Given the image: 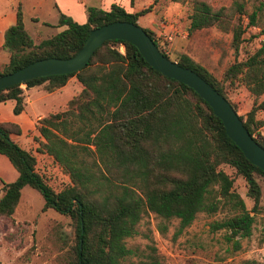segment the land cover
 <instances>
[{
  "label": "trees",
  "instance_id": "1",
  "mask_svg": "<svg viewBox=\"0 0 264 264\" xmlns=\"http://www.w3.org/2000/svg\"><path fill=\"white\" fill-rule=\"evenodd\" d=\"M190 1L188 34L207 27L229 31L237 50L246 28H259V45L232 62L221 79L186 53L174 61L191 68L226 99V84H242L254 100L246 117L239 114V118L264 148V135L259 131L264 119L257 118V113H264V98L258 100L264 94V0H231L218 7L207 0ZM151 9V4L137 12L116 3L108 10L88 6L84 23L58 9L56 26L64 28L34 43L18 4L15 22L4 32L2 48L9 58L0 75L38 59L71 57L91 29L113 21L137 24L139 16ZM143 29L169 57L154 31ZM71 77L81 85L79 92L64 110L50 112L35 124L36 152L50 156L70 182L54 191L36 171V157L11 137L21 133L20 126L0 122V154L17 172L14 180L3 182L0 218L11 219L24 186L38 190L44 197L43 210L54 209L74 224L75 243L64 264H164L154 245L141 250L127 242L149 213L161 220L158 230L163 233L164 222L171 219L178 220L181 231L197 213L212 214L227 206L234 214L215 227L228 230V240L250 235L251 211L261 196L257 177H264V171L243 155L221 120L192 88L153 69L133 44L115 39L97 47L78 71L41 76L23 84L26 89L43 86L52 92ZM25 88L16 84L1 89L0 102L14 100L13 113H21L26 105ZM224 165L244 177L247 195L254 201L252 210L233 190V178ZM233 243L239 246L237 240Z\"/></svg>",
  "mask_w": 264,
  "mask_h": 264
},
{
  "label": "rangeland",
  "instance_id": "2",
  "mask_svg": "<svg viewBox=\"0 0 264 264\" xmlns=\"http://www.w3.org/2000/svg\"><path fill=\"white\" fill-rule=\"evenodd\" d=\"M76 1V0H75ZM127 7L131 1L120 0ZM213 7L229 5L231 0H207ZM20 5L23 22L27 33L34 43L47 38L64 27L56 26L59 11L71 16L78 23L86 21V7L95 6L102 9L109 7L110 0H0V13L12 12ZM152 5L153 12L146 13L137 20L142 28H148L151 21L160 48L172 60L186 53L203 65L216 78L221 79L224 70L235 60L244 58L260 43L262 35L259 28L247 27L237 50L232 44V34L216 27H207L187 33L188 16L191 12V1L173 0H136L135 8L141 9ZM57 6V7H56ZM62 10H61V8ZM59 11H58V9ZM71 10L67 13L66 10ZM246 23V18H242ZM46 23V24H45ZM149 29V28H148ZM123 51V46H120ZM4 64H0V70ZM61 92L54 93L33 106H27L31 115H46L65 109V102L81 89L73 77ZM22 87H25L23 84ZM43 91V86H38ZM80 88V89H79ZM227 99L236 108L237 113L246 117L254 97L240 83L225 85ZM29 97V96H28ZM264 94L258 98L261 100ZM64 106V107H63ZM257 118L264 119V113H257ZM264 135V125L259 129ZM38 132L30 128L20 144L36 157V171L54 190L59 191L70 182L65 173L50 156L36 152ZM18 143V142H17ZM233 178V190L243 199L248 210H252L254 201L247 195L248 187L244 177L237 174L231 166H222ZM16 170L8 159L0 154V195L3 182L15 179ZM261 187V196L255 211H251L254 222L249 236H235L239 246L228 240L229 231L216 228L217 222L231 217L234 210L227 206L215 213L199 212L194 220L181 231H178V220L164 222L166 230L161 233L158 223L161 221L153 213L144 215L138 224V232L128 239V245L141 250L147 245H154L164 264H264V177H257ZM44 197L31 186L21 190L19 202L10 218H0V264H64V257L75 243V227L69 216L54 209L43 210Z\"/></svg>",
  "mask_w": 264,
  "mask_h": 264
},
{
  "label": "water",
  "instance_id": "3",
  "mask_svg": "<svg viewBox=\"0 0 264 264\" xmlns=\"http://www.w3.org/2000/svg\"><path fill=\"white\" fill-rule=\"evenodd\" d=\"M113 39L133 44L153 69L192 88L221 120L227 136L243 155L264 171V148L244 126L233 104L191 68L165 56L142 27L129 21H113L91 29L80 49L71 57L38 59L0 75V90L41 76L78 71L87 65L97 47Z\"/></svg>",
  "mask_w": 264,
  "mask_h": 264
},
{
  "label": "crops",
  "instance_id": "4",
  "mask_svg": "<svg viewBox=\"0 0 264 264\" xmlns=\"http://www.w3.org/2000/svg\"><path fill=\"white\" fill-rule=\"evenodd\" d=\"M72 2H75V4L77 5V0L76 1L75 0H72ZM135 2H136V0L134 1V6H135ZM112 3H116V4L120 5V6H122L128 12H137V11H139V10L142 9V8L141 9H136L134 6L131 5V3H132L131 1L129 2L128 7H127V5H126L125 2H122L121 3L120 0H110V4H112ZM77 6L79 7V13H80L81 6L80 5H77ZM109 8H110V5L105 10H108ZM61 10H62V8H61ZM66 12L67 13H71V10L68 9V10H66ZM149 12L152 13L153 10L151 9V11H149ZM149 12H147V13H149ZM141 16H143V15H141ZM141 16H139V18ZM15 19H16V9H14V11H12V12H7V13L1 12L0 13V64L7 63L8 58H9V53L5 49L2 48V44H3V41H4V32H5V30L10 25L14 24ZM151 21H154V20L151 19ZM151 21H149L150 25L148 26V28L153 31L154 30V27L152 26ZM80 23H83V22H80ZM72 78L73 77L69 78L67 80V82L62 87H60L59 89H57L55 91H52V92L43 91L38 86H33V87H30V88L26 89L25 87H22L23 84H21V87L22 88H25L24 91H25V97H26V105H25L24 110L21 113H19V114H14L13 111H12V108L14 106V100L8 99V100H6L4 102H0V122H3V121L15 122L21 128V133L19 135H15V134H12L11 135V137L16 142H18V144L20 146H21L20 139L26 137L27 134H28V130H30V128H35V124H36L37 120L42 117V115H40V114L39 115H34V116H33V114L30 115L27 112V110H26L27 109V106H33L34 105V102L36 100L39 101V100H41V99H43L45 97H48V96H50V95H52L54 93L61 92L67 86H69L70 83H73V79ZM79 86L81 88V85L80 84H79ZM66 103L67 102H65L64 106L66 105ZM21 147H23V146H21Z\"/></svg>",
  "mask_w": 264,
  "mask_h": 264
}]
</instances>
